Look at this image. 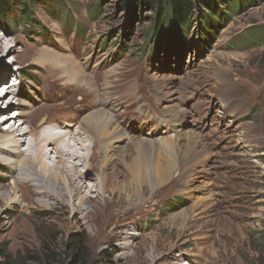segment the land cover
I'll list each match as a JSON object with an SVG mask.
<instances>
[{
    "label": "rangeland",
    "instance_id": "374dc122",
    "mask_svg": "<svg viewBox=\"0 0 264 264\" xmlns=\"http://www.w3.org/2000/svg\"><path fill=\"white\" fill-rule=\"evenodd\" d=\"M124 1L16 2L0 17V40L13 48L0 51V86L19 85L15 95L2 97V106L12 107L0 111V122L22 106L23 127L45 119L47 126L68 129L70 123L76 130L95 105L93 83H108L115 95L101 104L112 108L116 126L126 120L134 127L126 134L143 139L172 135L178 147L163 153L155 146L153 157L151 148H142L167 177L159 185L148 173L138 198L131 192L85 204L87 224L72 213L47 214L35 203L24 213L20 201L8 208L0 203V262L10 256L21 264H264V0L231 13L207 40L195 9L189 29L170 33L186 36L181 42L164 32L146 39L154 16L145 8L133 14ZM41 50L70 57L69 71H81L88 89L69 83L51 57L34 63ZM2 122L0 133L9 127ZM193 133L200 144L192 152L186 141ZM134 145L122 139L116 146L135 152ZM200 151L211 156L203 168ZM1 166L0 187H12L11 171ZM20 196L35 195L18 190ZM72 236L80 239V252L66 245ZM42 248L54 257L42 255Z\"/></svg>",
    "mask_w": 264,
    "mask_h": 264
},
{
    "label": "bare ground",
    "instance_id": "6f19581e",
    "mask_svg": "<svg viewBox=\"0 0 264 264\" xmlns=\"http://www.w3.org/2000/svg\"><path fill=\"white\" fill-rule=\"evenodd\" d=\"M11 47L7 44L5 37L0 40V51L4 50L6 55L12 51ZM50 57L53 59L52 63L49 61L52 67L61 71L69 83L82 89H88L89 84L85 80L86 76L81 71L78 72L76 69L69 71L71 58L68 56H58L47 50H41L33 62L44 64L46 58L51 60ZM10 82L12 83L8 82L0 86L3 88L0 92V111H8L12 107V102L8 103L5 108L2 106L7 101V98L2 100V97L7 94L13 96L18 89L19 85L16 80H10ZM93 84L97 93L95 105L88 115L78 121L75 125L76 130L71 129L70 123H68V129H61L64 128V125L61 124L47 126L45 119L40 120L42 124L35 127L31 123H26V127H23L25 123L18 120L25 115L19 113L22 106L20 109L16 108L15 111L8 113L5 120L1 121L4 124L3 127L9 125L3 133H0V161L3 163L1 167L9 169L12 173V177L9 178L12 187H0V203L2 205L8 208L12 205L15 206L17 201H20L24 210L19 212L24 213L33 208L35 203L42 207L47 214L61 216L72 213L71 216L75 221L82 220L87 224L90 218V209L85 204H105L108 196L125 197L131 192L137 197L149 177H147L148 173L151 172L156 184L161 185V182L157 181L164 182L167 173L148 161L147 154H144L142 148L143 146L151 148L148 150L153 157L155 146H157L156 150L163 153L178 147L176 142L172 141V138L170 139L172 135L150 140L126 134L133 132L134 127L129 125L126 120L123 121L121 128L116 126L112 108L106 109V105L101 104V102L104 103L103 99H111L115 95L112 91L113 87L108 83ZM230 86L228 83H221L223 88L229 89ZM173 101L172 99L171 102ZM121 103L125 102L122 100ZM13 112L16 113L13 114ZM179 112L183 111L179 109ZM175 118L174 116V121ZM166 126L170 127L169 124ZM176 126L180 127V130L177 131H181L182 124ZM157 130L154 128L152 133ZM80 134L83 135L82 138ZM122 139H127L129 144H135L136 151L121 150L120 152V148L116 145ZM98 141H100L99 144ZM24 144L25 147L21 150V146ZM197 144H200V137L194 133L189 134L186 141L187 147L193 148V152ZM199 154L202 159L198 166L203 168L211 156L208 152L200 151ZM118 168L121 170H116ZM224 168L232 169V166L226 165ZM231 171L227 176L233 175ZM117 177L122 179L118 181ZM92 180H95L93 185H88L87 181ZM218 187L223 190V193L226 191L224 187ZM18 190L21 192L22 190L32 191L35 196L28 199L24 196V198L18 197ZM229 201L221 204L230 203ZM21 229L25 233L27 226L23 225Z\"/></svg>",
    "mask_w": 264,
    "mask_h": 264
},
{
    "label": "trees",
    "instance_id": "16d2710c",
    "mask_svg": "<svg viewBox=\"0 0 264 264\" xmlns=\"http://www.w3.org/2000/svg\"><path fill=\"white\" fill-rule=\"evenodd\" d=\"M127 1V0H125ZM124 1V3H125ZM16 2L24 4L40 3L44 0H0V17L6 18L9 13L12 12V7ZM27 2V3H26ZM132 13L135 14L137 9L143 8L151 11L154 16V23L148 31L145 33V38L152 40V37L160 35L162 32L169 33L170 39L181 41L185 37H182L178 32H183L184 29L190 28L192 23L193 11L198 9L201 15L202 22L205 28V37L214 34L215 23H226L230 18L231 13H238L240 8L248 6L250 4L255 5V0H129ZM23 9L21 12H25ZM125 8V7H122ZM99 5H97V10ZM227 9V10H226ZM125 10V9H123ZM94 14V12H93ZM167 28L166 31H163ZM172 31H176L174 35H170ZM264 34V32L262 33ZM148 44V41H147ZM146 44V45H147ZM70 247V251H79L81 247V241L77 236H72L68 239L67 244ZM4 249L0 248V257H3ZM41 254L45 257H54L53 252L48 248H42ZM4 261L0 264H21L18 259L12 257H4ZM112 258V255L109 257ZM46 263V262H45ZM111 264V263H109Z\"/></svg>",
    "mask_w": 264,
    "mask_h": 264
}]
</instances>
